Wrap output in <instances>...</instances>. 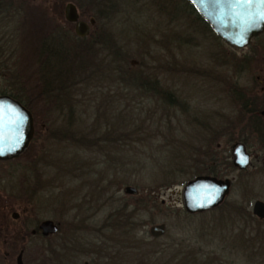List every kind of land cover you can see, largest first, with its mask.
<instances>
[{
    "label": "rangeland",
    "instance_id": "rangeland-1",
    "mask_svg": "<svg viewBox=\"0 0 264 264\" xmlns=\"http://www.w3.org/2000/svg\"><path fill=\"white\" fill-rule=\"evenodd\" d=\"M25 1L10 32L0 33L4 40L0 49L14 51L0 67V93L19 94L33 112L35 140L21 156L0 161V225L2 221L16 230L25 221L30 231L49 218L59 221L62 229L51 238L53 251H47L48 243L38 237L5 240L0 227V264H16L19 251L24 264H51L50 253L57 251L67 253L66 260L69 255V260L74 257L83 264L92 259L83 254L92 248L90 243H106L107 256L121 257L122 264L132 259L145 264L154 252L165 247L169 251L180 239L201 244L207 264H259L264 258V222L238 212L239 208L226 210L232 201L249 203L250 196L241 195L236 184L217 210L183 220L177 212L182 209V185L200 170L204 150L200 139L207 137L202 132L204 122L213 125L210 114L215 112L219 130H232L227 120H237L236 92L263 89L264 38L255 39L253 47H231L183 0H103L105 7L94 0ZM69 3L90 33L101 29L110 34L106 42L113 43L137 78L145 80L141 85L108 82L116 69L100 55L94 60L98 67L85 83L75 86L80 91L72 85L78 80L75 75L59 82L56 58L51 63L46 50L40 53L42 58L39 52L55 28L75 30V23L65 16ZM94 11L101 17L97 21ZM90 18L96 25L89 23ZM64 54L58 50L53 57L64 61ZM99 83L106 87L104 97ZM71 104L79 105L73 114L68 110ZM40 111L52 114L47 131L38 126V117L43 118ZM78 117L84 121L79 129L75 128ZM223 140L219 152L229 154L230 143L227 137ZM248 184L245 193L256 191L255 196L264 199V174L253 175ZM126 185L136 187L139 197L154 188L161 203L144 215L140 225L128 208L121 211V219L117 212L120 203L134 201L133 195L123 192ZM14 212L17 218L12 217ZM104 222L106 242L90 231ZM159 223L165 224V232L152 237L149 228ZM168 251V255L174 252Z\"/></svg>",
    "mask_w": 264,
    "mask_h": 264
},
{
    "label": "flooded vegetation",
    "instance_id": "flooded-vegetation-1",
    "mask_svg": "<svg viewBox=\"0 0 264 264\" xmlns=\"http://www.w3.org/2000/svg\"><path fill=\"white\" fill-rule=\"evenodd\" d=\"M6 1L7 0L0 2V33L1 34L3 32L7 33L10 30L11 23L14 21V18H16L18 16L21 17L23 7H25L24 4L26 3L25 0L24 1L17 0L16 1L17 3L12 5ZM65 16H66V12H65ZM91 19L93 20V22H91ZM79 22H84L86 24V30H85L86 32L85 33L82 32L83 27L79 26ZM73 23H75V30L73 32L65 29L64 27H58V28H55L54 31H52L51 37H49V39L50 40H53V39L63 40V38H59V36L62 37L64 35H66V33L67 34L75 33L78 37H83V38H87L92 34L89 31L90 29L88 27V24L85 21L80 19V15L78 14V12H77V18H76V20L73 21ZM89 23L91 25H94V23H95L94 18H90ZM262 38H264V30L261 33H259L258 35L252 37L249 44L244 48H247L249 46L253 47L254 46L252 44L253 41L255 39L261 40ZM2 40H3V38L0 37V41H2ZM262 44L263 43L261 42L260 46H262ZM43 47H44V45L41 46V50L39 52V57H41V58L43 57V55L40 56V53L44 52ZM255 47L260 48L259 45L255 46ZM13 52L14 51H12V49H8L7 47H3L0 49V67L2 65L3 66L6 65L7 62L11 60V58L13 57ZM37 61H38V51H37ZM44 61H45V58L42 59V62H44ZM0 95H8V96L18 100L19 102H21L28 109L26 103L23 102V100L20 98L19 94H13L11 92L3 91L0 93ZM236 100L238 101V103H236V105H238L240 108H238L239 112L237 114V120H235V121L236 122L239 121V124L238 125L235 123H234L235 125L231 124V123L235 122L234 120H230L232 117L227 120V125L229 124V127L232 128V130L231 129L221 130V131L219 130V128H218L219 126H218L217 121L215 119V115H216L215 112L214 113L212 112L210 114V115H212L213 125H206L205 122L203 125L200 124V125H202V127L204 129L202 131L203 134L206 133L207 137H205L204 139H200L202 142V147L204 148V150H202L201 154H200V155H202V159H200V170L195 176H197V175H208V176H213V177L220 178V179H228L230 182L229 192H228L227 196L225 197L224 201L220 205H218L217 207H215L214 209H211L209 211L217 210L220 207L224 206L226 199L228 198V196L230 195V193L232 191L233 184H236L241 195L250 196L248 198L249 203H246L244 205H239V204H233V201H232V203H228L229 205L227 206L226 210L230 208V210H233V211L236 210L237 211V209L239 208L238 212L244 211L248 215L249 218L258 220L260 222H264V217H260L255 212V203L256 202L264 203V199L259 198L258 196H255L256 195L255 193H257L256 191L251 192V193H245V190L243 191V188L248 187L249 179L253 175L264 174V109L262 108L264 106V85H263L262 90L244 89L243 93L239 94V96L237 97ZM40 112H41L40 115H42L43 118L40 119L38 117V126L43 130L46 129V131H47L48 128H46V126L50 122L48 117L52 114L49 113V111H40ZM30 113L32 115L33 127H34V125H35L34 114L32 111H30ZM42 119H44L45 121L40 122ZM39 127H38V133L40 132ZM33 137H34V131H33V136L29 142V146L33 142ZM224 137H227V141L230 143L229 154H227L225 152L220 154V152H219V150L221 149V146H222V142H224V140H223ZM237 142H240L244 145V150L248 155V162H247L245 167H240L239 165L234 163V159H233L232 152H231V147L233 144H235ZM254 145L258 146V148L254 149V147H255ZM14 159H16V158H14ZM209 159H211V160L208 161ZM10 160H13V159H10ZM128 195H130V194H128ZM133 195H136V194H133ZM59 207H61V206H59ZM62 207H64V206H62ZM89 207H91V205H89ZM181 207H182V205H181ZM182 209H183V207H182ZM61 210H63V209H61ZM183 211H185V210L183 209ZM206 212H208V211H206ZM24 213L25 212L23 211L22 215ZM185 213H187L188 215H196V214H202L204 212L190 214V213L185 211ZM12 217L17 218L18 213H15V212L12 213ZM44 220H52L53 223L57 226V231L54 233H51V234H47V235L42 234V232L39 228V225ZM116 222L118 223V220H116ZM159 224H164V223H159ZM154 225H157V224H154ZM164 226H165V224H164ZM61 229H62V226H61V223L59 221H55L53 219L47 218V219H42V220L38 221V224L35 225L34 228H32L29 231L30 235L22 236L19 234L16 237L21 238L23 240L27 239L28 236L38 237V240L40 242L48 243L47 244L48 248H46L47 251L48 250L53 251L54 247H52V245H51V238L53 236L57 235L58 233H60ZM90 231L94 235H95V233H98V237L104 238V242H106V225H105V222L103 223V225L99 226L97 229H94V230L91 229ZM149 234H150V232H149ZM151 236L152 237H159L161 235H159V236L151 235ZM105 244L101 245V243H100L99 245L96 246L95 244L90 243V246H92V248L86 250L83 254H88L92 259L90 260V262H87V261L83 262V264H108L107 263L108 260H110V261H108L110 264H112V263L113 264H122L121 257L117 258V257H115L117 255H114V254L111 255L110 257L107 256L108 255V253L106 252L107 251V249H106L107 245H105ZM105 252H106V254H105ZM50 255L53 256L51 259V264H80V262H78L79 260H76L74 257L71 260H69V258H70L69 255H68V258L66 260L67 253L64 254V253H60L57 251V252L50 253ZM127 262L125 264H137V261L135 259H132V261H127Z\"/></svg>",
    "mask_w": 264,
    "mask_h": 264
},
{
    "label": "water",
    "instance_id": "water-1",
    "mask_svg": "<svg viewBox=\"0 0 264 264\" xmlns=\"http://www.w3.org/2000/svg\"><path fill=\"white\" fill-rule=\"evenodd\" d=\"M200 17L207 22L215 35L234 48L246 47L251 38L264 30V0H188ZM66 18L74 21L77 12L74 4L66 8ZM91 22L93 20L91 19ZM86 31V24L79 22ZM33 120L30 111L18 100L0 95V161L14 159L27 149L33 136ZM234 163L245 167L248 155L244 145L237 142L231 147ZM228 179H220L208 175H197L187 180L181 188V205L190 213H202L220 205L229 192ZM125 194H136L137 188L126 185ZM255 212L264 217V203H255ZM42 234L57 231L52 220H44L39 225ZM164 224L150 227L153 236L162 235ZM16 264H23V252L16 256Z\"/></svg>",
    "mask_w": 264,
    "mask_h": 264
},
{
    "label": "trees",
    "instance_id": "trees-1",
    "mask_svg": "<svg viewBox=\"0 0 264 264\" xmlns=\"http://www.w3.org/2000/svg\"><path fill=\"white\" fill-rule=\"evenodd\" d=\"M3 1L5 0H1L0 2H3ZM16 1L17 0H7L6 2H9V4L13 5L17 3ZM101 1L103 0H94L93 2L99 3ZM183 1L186 2V5L188 6L189 11L192 12L198 20L202 21L204 24H206L208 28H210L207 22L204 21L200 17V15L196 11V9L192 6V4L188 0H183ZM106 2L108 3L109 0H106ZM105 3L101 2L98 4V6L100 5L101 7L102 6L105 7ZM93 14L95 16L94 18L96 21L99 20V18H101L98 12L94 11ZM107 37H110V34L100 29H97V31L92 33L87 38L78 37L75 33H69V34L66 33V35L62 37L59 36V38H63V40L61 39L46 40V42L44 43V51L46 50L49 53L48 55L51 58L50 62L51 63L55 62L53 61L52 58H56L57 63H60V64L56 63L58 73L60 74L59 82L63 83L67 78L75 77V76L78 78V80L72 84L73 88H75L77 84L84 82L87 78H89L90 76L89 72H93L92 70H94L95 67L96 68L98 67L97 63L95 64L94 62L97 55L104 56L105 58H109L110 64L114 65L116 69L117 74L114 73L115 77L112 78L113 80L111 79V81L108 80V82L114 83L115 82L114 80H116L118 81L117 83L121 85L123 84L124 87H130V85H135V84L138 85L140 84V81L144 82L145 80H141V77L137 78L136 72H134L132 68H130V66H128L125 63V60L123 58H120L121 55L119 53V49H117V47H115L113 43L110 44V41L109 43L106 42ZM62 49L65 51L64 61H62L60 58H57L56 55L53 57V55L57 53L58 50H62ZM113 50H115V52H113ZM103 62H104V58H102V67L104 65ZM122 65H123V68H122ZM120 69L122 70V72L119 71ZM99 85H101V87ZM99 85H97L98 90L101 91V94L104 97V93L106 92L105 91L106 87H104L103 84H100V83ZM49 88L53 89L52 86H50ZM75 89L77 90L78 88H75ZM77 91H80V90H77ZM239 94L240 93L236 92V95H234V98L237 99ZM118 100H120L121 102L122 96L120 98L118 97ZM84 103H86V100L85 102L81 104L82 108H84L83 107ZM63 106H65V103L63 104ZM78 106L79 105L77 104H71V106L68 107V110L72 112L73 114V112L79 110ZM165 108H167V106ZM262 108L264 109V106ZM126 111H130V110H126ZM66 114L70 115L69 113H66ZM61 115H64V114H61ZM76 121L78 122L75 124V128L78 126V129H79V127L81 126V124L84 123V121L81 119V117H78ZM77 133H80V132H77ZM80 134L83 135V133H80ZM41 139H42V135L39 132L38 142ZM107 163L109 167H111V162H107ZM139 165L141 166L142 163L139 162ZM104 179H105L104 175H102L101 180H104ZM154 192H155L154 188H148L145 190V192H141V193H144L142 197H139V195L137 194L133 195L134 201L130 202V204L126 202L120 203V209H118L117 211V212L120 211V219L122 218L121 211L123 212L124 210H127L128 208L131 214L138 216V223L140 225L143 222V220H145L144 215L146 213L150 212V210L153 208L159 209V207H161V203L157 202L156 200L157 198ZM177 214L180 215L182 220L186 218V216L188 215L187 213H185V211H183V209L178 210ZM151 219L152 217L149 216L148 220H151ZM125 220H127V217H125ZM0 227H2L1 231H3L2 235L5 236V240L11 237L13 238V236H18L19 234L22 236L30 235L29 225L25 221H23L18 226V229L16 230L10 225L8 226L2 225V221H1ZM261 244H263V242ZM183 245H185L184 248H183ZM165 251H168L166 250V247L165 249H162V251L158 250V254L157 252H154V255L152 257L150 255L149 261L145 264H207V260H205L203 256L205 252H203V246L201 244H198L195 246V245H192L191 243H188L186 240L180 239L177 241H173V243L171 244L169 251H174V252H170L172 253L171 255H168V253H166ZM140 264H143V263H140ZM259 264H264V258L259 261Z\"/></svg>",
    "mask_w": 264,
    "mask_h": 264
}]
</instances>
